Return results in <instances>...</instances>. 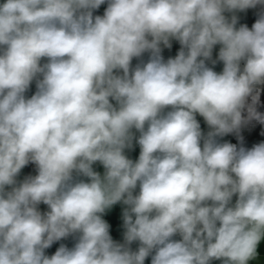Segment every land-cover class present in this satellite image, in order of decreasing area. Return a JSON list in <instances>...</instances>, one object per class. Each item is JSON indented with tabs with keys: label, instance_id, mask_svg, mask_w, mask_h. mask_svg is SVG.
<instances>
[{
	"label": "clouds",
	"instance_id": "obj_1",
	"mask_svg": "<svg viewBox=\"0 0 264 264\" xmlns=\"http://www.w3.org/2000/svg\"><path fill=\"white\" fill-rule=\"evenodd\" d=\"M105 2L0 4V264H249L264 142L246 148L240 130L264 124V12L251 29L235 13L264 0H107L94 16ZM232 133L240 146L218 139ZM29 163L37 174L18 183ZM117 203L122 243L103 219Z\"/></svg>",
	"mask_w": 264,
	"mask_h": 264
},
{
	"label": "rangeland",
	"instance_id": "obj_2",
	"mask_svg": "<svg viewBox=\"0 0 264 264\" xmlns=\"http://www.w3.org/2000/svg\"><path fill=\"white\" fill-rule=\"evenodd\" d=\"M6 2V0H0V4ZM107 8V0L104 4H102L98 9L94 10L93 15H100L102 16L104 14L105 9ZM261 12H264V5H257L255 8H249L243 12H236L235 15L238 17V24L237 27H239L241 24H246L250 29L252 27V25L255 23V21L258 19V16ZM226 16H231V13H225ZM163 48V45L161 46ZM180 44L173 40L172 41V47L169 48H163L162 51V56L164 57L165 60H167L168 58H174L179 49H180ZM220 45L215 46L214 50H213V55L212 58L216 59L217 55H218V51H219ZM149 53H144L142 55L141 58H134L132 61V67L134 68L138 63H140L141 61L143 62H147L149 59ZM47 60L46 58L42 59L41 63H46ZM208 64L209 67H212L214 71L216 72H221L223 69V64L222 62H217L215 65H212L210 61L206 62ZM36 83L35 81L32 82V84L30 85L29 90L25 93L26 97L30 98L35 92H36ZM261 94L264 95V91L261 92ZM260 94V95H261ZM170 109H166L165 111H168ZM196 119L198 120V122L200 123L201 126V130L202 132L206 135L207 132L210 130L208 125L206 124V122L204 121V118L199 116V114H197ZM241 131L244 133V135L246 136V134H248V136H246L250 142L252 143L254 141V144L260 143V142H264V124H260L259 122H252L249 123L248 125L244 126L241 128ZM137 136L139 134H136ZM252 138V139H250ZM220 140V142H229V143H233V144H237L238 146H240L238 140L232 138L230 136V134L222 137V138H218ZM252 140V141H251ZM253 144V143H252ZM253 144V145H254ZM133 147L134 148H139V145L135 143V141L133 142ZM130 149H126L125 153L127 155V151ZM140 150V149H139ZM140 151H137V155L136 157L138 158ZM136 157L134 156V161L137 160ZM99 162L96 163V165ZM98 168L101 170L103 169V166L98 164L97 165ZM36 174H34L35 176ZM26 166L21 170L20 174L16 177L17 182H22L25 178H26ZM236 197H233V202L235 201ZM263 242V241H262Z\"/></svg>",
	"mask_w": 264,
	"mask_h": 264
},
{
	"label": "crops",
	"instance_id": "obj_3",
	"mask_svg": "<svg viewBox=\"0 0 264 264\" xmlns=\"http://www.w3.org/2000/svg\"><path fill=\"white\" fill-rule=\"evenodd\" d=\"M261 95H263V94H261ZM113 103L115 104V101H113ZM137 134H139V133H137ZM246 136H248V134H246ZM250 139H252V138H250ZM252 143L254 144V141ZM139 149L140 148H137V147L131 148L130 150L127 151V156L134 161V159H135L134 156L136 157L137 151H140ZM136 159H138V158L136 157ZM97 165L96 164L93 165L94 170L103 174L104 169L100 170ZM34 174H37V171H36V166L33 164V176H34ZM80 179H84L85 181H87L86 177H80ZM6 190H10V187H6ZM138 190L139 189L137 188L136 191L138 192ZM38 207L42 213L46 212L48 210L47 205H45L43 203H41ZM124 207L125 206L122 205L121 203H117V204L113 205V207L111 209H109L103 215V219H105L108 222V224L110 225L109 231H110V235L112 236L113 240L116 242H120V243L123 242L124 228H123L122 212H123ZM174 239H180V237L176 236V237H174ZM61 244H64L67 247L71 248L75 244V239L70 236L67 239H62L60 241H57L50 248L45 250V254L49 255V256L53 255L55 253V251L57 250V248H59V246ZM138 246H139L138 242H133V244L131 245V248L133 250H136L138 248ZM258 252H259V255L257 256V258L249 261V264H264V241L261 242V245L258 249ZM145 264H151V257H148L145 260ZM212 264H221V262L220 261H213Z\"/></svg>",
	"mask_w": 264,
	"mask_h": 264
},
{
	"label": "trees",
	"instance_id": "obj_4",
	"mask_svg": "<svg viewBox=\"0 0 264 264\" xmlns=\"http://www.w3.org/2000/svg\"><path fill=\"white\" fill-rule=\"evenodd\" d=\"M257 111H259L260 113L264 114V95H260V101L258 103V105L256 106ZM244 115L246 116L247 113L245 112ZM252 122H255V120H253ZM250 122V123H252ZM230 136L236 140H238L239 144H241V141L237 138V135L235 133L230 134ZM240 136L243 137V146L246 148H251L253 145L250 142V140L244 135V133L240 130Z\"/></svg>",
	"mask_w": 264,
	"mask_h": 264
},
{
	"label": "water",
	"instance_id": "obj_5",
	"mask_svg": "<svg viewBox=\"0 0 264 264\" xmlns=\"http://www.w3.org/2000/svg\"><path fill=\"white\" fill-rule=\"evenodd\" d=\"M26 176L27 177L28 176H33V164L32 163H29L28 165H26Z\"/></svg>",
	"mask_w": 264,
	"mask_h": 264
}]
</instances>
